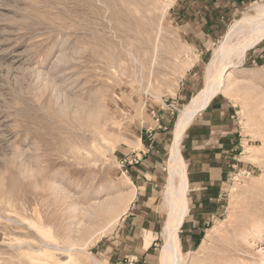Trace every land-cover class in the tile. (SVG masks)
<instances>
[{"label": "rangeland", "instance_id": "obj_1", "mask_svg": "<svg viewBox=\"0 0 264 264\" xmlns=\"http://www.w3.org/2000/svg\"><path fill=\"white\" fill-rule=\"evenodd\" d=\"M262 9L264 0H0V264H122L145 250L140 264H162L177 123L222 63L211 104L231 111L234 154L213 170L196 165L189 152L206 154L184 134L181 264H264V39L236 55ZM163 113L162 179L150 203L133 204L123 157L143 149ZM216 171L218 194L204 188L201 199L196 185L215 186ZM137 215L145 222L134 226Z\"/></svg>", "mask_w": 264, "mask_h": 264}, {"label": "crops", "instance_id": "obj_2", "mask_svg": "<svg viewBox=\"0 0 264 264\" xmlns=\"http://www.w3.org/2000/svg\"><path fill=\"white\" fill-rule=\"evenodd\" d=\"M215 97L210 101V103L206 108L200 110L193 117V119L188 125V127L190 128L188 127L186 128V130L189 129L188 134L197 136L194 137V139L197 140V144L191 149H196V150L200 149L202 153L206 155H202L201 158L200 156L196 155L198 154L199 151L195 153L189 152V154L190 153L194 154V158L195 156L197 158H200V160L197 161L196 165L203 164V166L209 167L208 169H212L211 167L213 166L223 167L224 165L223 157L229 158L230 153L233 152L232 154H234V140L237 132L236 124L234 123L233 120L232 121L230 120L231 118H229V114H231V111L228 108V106L221 103L211 104V102L215 99ZM160 118H157L156 120L157 127L156 128L152 127L151 130H149L150 132L153 129H156L157 132L155 134L151 133V135H149L146 138L147 143L142 144L143 149L141 150L133 149L129 151L127 154H125L123 157L125 158L124 162L126 163L134 159L137 160V162L132 165L126 163L123 164L125 169L127 170L126 172L130 173L133 179L134 187L136 188V195L134 193L135 199L133 197L134 199L133 204L134 203L136 204L137 202L138 204H143V205L150 203V200L154 196L156 188L158 187V183L160 179H162V167H161V163L159 162L160 160L159 157L161 156L160 154L164 151L162 150L163 145L161 144L164 138L160 130L167 129L169 125L168 123L170 122L169 120L170 118L167 115V113H163L160 116ZM184 134L181 138V141L184 137ZM208 157L209 160H205V158ZM202 168L203 167H201V171ZM186 170H187V166H186ZM199 178H200L199 181H201L202 178L201 177ZM209 178L210 180L215 182V186H209L207 182L199 183L196 185V187H198L197 190H201V194L198 195L201 199L204 197L202 195V193H204L202 191L204 188H207L211 197H214L215 194L216 195L218 194L219 186L217 185L219 184L218 182L219 171H216L215 173L212 172V176L211 177L208 176V179ZM187 179L189 183V188L187 191L188 194L191 187V180L189 181L188 172H187ZM193 180L195 183H197V180L195 178ZM194 182H192V185L195 184ZM154 197H156V194ZM140 200H143V202H140ZM188 218H189V213L187 218L185 219V222ZM141 219H143V217L137 215V216H133L131 221L135 226L139 223V221L145 222L142 221ZM132 229L134 230V227ZM143 230L154 234L153 230L150 227L143 228ZM147 243L149 245L151 244L150 241H148ZM147 252L148 250H145V252L140 253L139 256L138 255L133 256L129 260H126L124 263L140 264L141 262L144 261V259L150 258ZM93 260L94 262L96 261V264H100L99 261H97V259L93 258ZM132 261H135L136 263ZM115 264H119V263L116 261Z\"/></svg>", "mask_w": 264, "mask_h": 264}, {"label": "bare ground", "instance_id": "obj_3", "mask_svg": "<svg viewBox=\"0 0 264 264\" xmlns=\"http://www.w3.org/2000/svg\"><path fill=\"white\" fill-rule=\"evenodd\" d=\"M263 20L264 9L259 12L258 21L248 22V39H246L247 42L236 51L237 56H245L248 49L252 48L264 39ZM229 54L230 53L225 54L224 58L226 59ZM216 62V59L212 62L213 67H215ZM224 67L225 63H222L221 66L217 67L215 77L213 79H209L205 90L199 93L195 99H193V101L188 105L187 109L182 112V116L177 123L173 150L170 155V170L168 178L169 189L167 191L169 212L167 216L168 221L164 229L165 246L162 253V264L182 263L178 234L189 212L187 203V191L189 184L186 177L185 159L180 149V141L193 117L200 110L206 108L210 101L223 89V80L221 74L224 70ZM228 74L229 75H226V77H231V73ZM225 90H227V88H225L223 91ZM175 182H178V186L174 188Z\"/></svg>", "mask_w": 264, "mask_h": 264}, {"label": "built area", "instance_id": "obj_4", "mask_svg": "<svg viewBox=\"0 0 264 264\" xmlns=\"http://www.w3.org/2000/svg\"><path fill=\"white\" fill-rule=\"evenodd\" d=\"M136 162H137V160L134 159V160L129 161L128 164L132 165V164H134Z\"/></svg>", "mask_w": 264, "mask_h": 264}]
</instances>
